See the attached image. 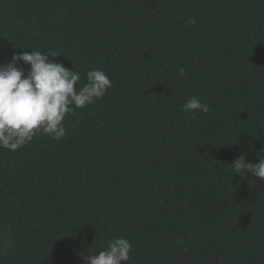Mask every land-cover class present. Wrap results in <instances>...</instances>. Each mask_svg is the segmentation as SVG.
I'll return each mask as SVG.
<instances>
[{"label": "trees", "instance_id": "1", "mask_svg": "<svg viewBox=\"0 0 264 264\" xmlns=\"http://www.w3.org/2000/svg\"><path fill=\"white\" fill-rule=\"evenodd\" d=\"M22 51L113 84L62 140L0 149V264L116 237L127 264H264V181L231 166L264 158V0H0V65Z\"/></svg>", "mask_w": 264, "mask_h": 264}, {"label": "clouds", "instance_id": "2", "mask_svg": "<svg viewBox=\"0 0 264 264\" xmlns=\"http://www.w3.org/2000/svg\"><path fill=\"white\" fill-rule=\"evenodd\" d=\"M195 22V18L185 21L190 25ZM57 56L56 52L22 51L13 54L9 63L0 65V149L16 151L30 143L37 133L62 140L66 135L65 117L102 99L112 87L113 81L100 69L84 73L81 86L80 72L55 62L52 58ZM21 62L29 66L27 75L19 66ZM177 71L180 77L187 75L184 67ZM182 110L207 114L210 109L193 95ZM231 166L234 175L264 181V158L253 163L240 155ZM131 252L132 244L126 238L116 237L103 250L83 259L87 264H127Z\"/></svg>", "mask_w": 264, "mask_h": 264}]
</instances>
